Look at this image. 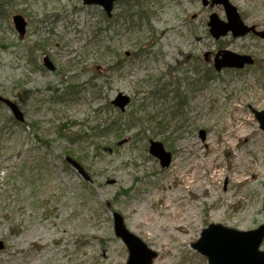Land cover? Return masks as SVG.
<instances>
[{
	"label": "rangeland",
	"instance_id": "rangeland-1",
	"mask_svg": "<svg viewBox=\"0 0 264 264\" xmlns=\"http://www.w3.org/2000/svg\"><path fill=\"white\" fill-rule=\"evenodd\" d=\"M82 1L6 0L0 17V97L24 116L18 123L0 103V264H127L113 213L157 254L152 264H208L192 246L210 224L264 225V132L251 112L264 111V39L214 40L209 15L226 21L223 7L200 0H119L110 18ZM229 3L264 32V0ZM14 15L27 22L23 36ZM220 50L254 63L216 72L203 55ZM118 93L130 99L123 117L111 105ZM150 140L171 152L168 167ZM209 152L218 177L187 195L185 169ZM180 193L194 205L184 244L159 232L171 219L162 205Z\"/></svg>",
	"mask_w": 264,
	"mask_h": 264
},
{
	"label": "water",
	"instance_id": "water-1",
	"mask_svg": "<svg viewBox=\"0 0 264 264\" xmlns=\"http://www.w3.org/2000/svg\"><path fill=\"white\" fill-rule=\"evenodd\" d=\"M119 0H83V5L100 7L107 18L112 15L114 4ZM203 6L208 5V0H200ZM211 5H221L224 9L226 22L220 21L215 14L210 15L209 33L214 39L226 36L231 33L233 37L245 36L254 32L253 27H246L239 20L236 8L229 3V0H212ZM14 29L20 36L25 34L26 22L20 15L12 17ZM264 39V32L257 33ZM207 57V54L204 56ZM45 67L54 71L53 64L47 59L43 60ZM253 61L248 56L236 55L228 51H220L214 58V68L220 71L223 68L241 69L245 65H252ZM0 102L7 106L17 121L23 122V114L11 101L0 97ZM128 96L119 93L111 104L121 112L125 111L129 104ZM259 127L264 131V111H252ZM201 139H204V131H200ZM149 154L159 160L161 167H168L171 162V154L167 152L160 142L150 141ZM67 162L81 176L87 180L88 177L78 163L68 158ZM264 211V202H263ZM113 230L117 238L125 245L128 251L127 264H152L156 253L151 251L147 245L138 237L130 233L124 225L123 218L117 214H112ZM264 239V225L247 232H240L233 229L224 228L221 225L210 224L201 233V238L192 247L208 259V264H264V252L259 251V246ZM0 242V249L2 248Z\"/></svg>",
	"mask_w": 264,
	"mask_h": 264
},
{
	"label": "bare ground",
	"instance_id": "bare-ground-1",
	"mask_svg": "<svg viewBox=\"0 0 264 264\" xmlns=\"http://www.w3.org/2000/svg\"><path fill=\"white\" fill-rule=\"evenodd\" d=\"M235 109L238 110L239 107H235ZM239 129H240L239 130L240 133L245 134V136H246L245 139H247V136L252 133V131L247 126L242 125V123H241ZM259 145H260V141L258 138H256L255 139V146L258 147ZM212 154H213V152H209L208 154L203 153V155L201 156V163L196 161L195 165L190 166L191 168H193L192 172L189 169L190 167L188 169H185L186 171L184 172V175L181 177L180 180H181L182 185H187V187H188V188H186V194L187 195L191 191H193L194 189H197L198 187L201 186L202 181L199 182L198 181L199 179L200 180L201 179L212 180L213 178L218 177L217 172H214V173L209 172V171H213V168H215L214 167L215 163H214L213 159L211 158ZM216 165H218V163ZM212 173H213V175H212ZM205 176H206V178H202ZM244 182H245V180L242 179L239 184L242 185ZM204 189H205V191L209 190V188H207V189L204 188ZM179 195L181 198L178 200V202L175 199L177 197V195H175V196H173V198L171 200L166 199L165 205H162V210L168 211V213L171 216V219L169 220V225H165L161 220L160 224L165 225V229L160 230L159 232L164 233L162 235L163 237H161V239L162 238H168V237L172 236L173 239L179 241L181 244H184V241H186L188 239L189 234H190V227H189L190 209L193 208L194 205L191 202V199H187V197H183L182 193L178 194V196ZM160 200H161V196L157 195L156 202H159ZM181 206L186 208V211L178 210ZM193 218H195V216ZM31 235H32V232H29L28 236L30 238H32ZM41 236H43V238H44L42 230L40 232L38 231L37 237L34 239L39 238V240H40ZM35 242H33V244H35ZM167 249H168V247H167Z\"/></svg>",
	"mask_w": 264,
	"mask_h": 264
},
{
	"label": "trees",
	"instance_id": "trees-1",
	"mask_svg": "<svg viewBox=\"0 0 264 264\" xmlns=\"http://www.w3.org/2000/svg\"><path fill=\"white\" fill-rule=\"evenodd\" d=\"M5 3L6 0H0V17H6L5 12L3 11V9L5 8ZM8 18V16H7ZM3 47V45H1ZM120 116H122V113H119ZM123 117V116H122ZM117 123H114V126H117ZM119 128V126H117ZM79 139V138H78Z\"/></svg>",
	"mask_w": 264,
	"mask_h": 264
}]
</instances>
